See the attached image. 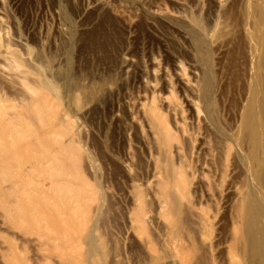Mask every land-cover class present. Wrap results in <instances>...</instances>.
I'll return each instance as SVG.
<instances>
[{"label": "rangeland", "instance_id": "obj_1", "mask_svg": "<svg viewBox=\"0 0 264 264\" xmlns=\"http://www.w3.org/2000/svg\"><path fill=\"white\" fill-rule=\"evenodd\" d=\"M217 2L0 0V110L9 112L6 119H21L15 116L17 111L33 118L32 127L57 129L71 150L68 186L62 189L52 184L49 174L20 176L0 158V264H15L19 254L26 256L24 264H178L164 248L170 234L163 224L171 226L173 215L164 204L166 197L161 192L155 197L148 194L158 155L146 117H158L165 131L174 134V144H179L180 131L187 129L194 153L187 157L188 166L203 160L200 149L213 141V129L204 115L197 117L194 106L200 104L196 98L200 69L208 68L212 107L221 126L234 119L249 68L243 40L234 29L242 19L243 0H222V8L216 7ZM256 2L264 15V0ZM226 26L234 30L225 34L221 30ZM30 88L43 102L35 103ZM2 133L0 128V137ZM169 149L176 162L173 148ZM180 154L183 160L184 149ZM231 165L227 162L219 181L220 197H194L198 183L190 177L188 195L195 214L211 215L216 208L228 207L231 192L225 188L235 177ZM188 169V174L193 172ZM203 179L208 182L211 177L207 173ZM100 200L104 204L99 212ZM64 207L66 227L74 231L63 236V249L47 238L54 233L46 225ZM134 211L144 220L135 236L127 230L132 214L136 217ZM222 217L212 220L209 252L201 264H226L228 215ZM89 231L96 247L82 242L83 233ZM97 247L99 252L89 250ZM161 249L164 257L156 259L154 251Z\"/></svg>", "mask_w": 264, "mask_h": 264}, {"label": "bare ground", "instance_id": "obj_2", "mask_svg": "<svg viewBox=\"0 0 264 264\" xmlns=\"http://www.w3.org/2000/svg\"><path fill=\"white\" fill-rule=\"evenodd\" d=\"M221 1L218 0L217 8H222L223 4ZM241 4H243L242 19L239 23L237 22L238 24L234 29L239 31L240 39L243 40V46L245 48L244 56H246L244 59L248 61L246 63L249 64V68H247L248 71L245 70V72L247 71L246 85L243 83L245 87H243V92H241L240 99H238L239 103L236 107L235 117L229 125L221 126L219 116H217L216 110L212 107L211 90H213V81L210 71L208 68L200 69L197 66L201 70V77L198 76L201 81L200 95L196 96L197 104H200L199 106H194V109L196 110L197 117L204 115L213 129V131L210 130L213 132V141L211 143H209L210 141L204 142L206 145L200 149L201 155L199 157H202L203 160L198 158L195 165L193 164V167L188 166L187 160L189 159L187 157L194 153H192L193 151L189 147L190 144H188L190 133L187 129L180 131L181 134L177 135L180 145L174 144V134L172 135L170 132L165 131L164 125L158 117H146L155 138L154 144L157 148L156 152L158 155L155 158L158 160H156L154 171L152 172L154 184L148 187V194L155 197L157 192H161L166 197L164 204L167 202L169 210L173 215L169 213V220L172 223L171 226L163 224V227L170 234L164 248L165 250L168 249L169 253L176 258L178 264H201L207 258V253L209 252L207 240L209 239L212 220L218 218V221H220L222 215H225V217L228 215L226 224L228 233L225 239V243L227 244L226 264H264V15L261 13L256 0H243ZM230 27L226 26L221 31L227 34L234 30L233 27ZM178 69L182 70L181 66L178 65ZM30 90L36 94L35 103L43 102L40 93L36 89L30 88ZM167 107L169 108V106ZM172 109L173 107L170 110ZM0 114L3 117V121L0 124V128L3 130V135L0 137V146L5 149L4 151H0V153H3L0 154V158L5 159L7 168L15 171L20 176H23V174L28 175L27 177L37 174H49V180L53 185L61 189L67 187L68 174L70 172L67 155L71 150L69 149L68 142L60 137L62 134L57 129L50 127H32L33 118H26L23 113L17 111L15 116L21 118L18 120H15L13 117L10 118V116L6 119L7 114L9 115L7 110H3L2 112L0 110ZM170 147L173 148V152L178 158L176 162H173L169 157ZM180 149H184L186 154L183 160L180 156ZM153 155L151 153L152 159ZM229 161L232 164V173L235 174V177L230 179L225 188L227 189L228 187V190L231 192L227 204L228 207L222 210L216 208L211 215L195 214L190 202L192 196L189 199L188 195L190 177L195 176L197 178L198 186L197 190L193 191L194 197L203 198L207 194L210 195L208 199H211V196L213 197L216 194H219L220 197L223 191L219 190V181L223 176L225 165ZM189 167L193 170L190 174H188ZM127 168L125 167L124 170L126 169L125 171H128ZM57 169L59 170L57 173H52V170ZM207 170L208 172H206ZM207 173L211 177L208 182L203 179V176ZM29 184L31 185V183ZM162 187L163 189L161 190L160 188ZM58 199L61 200L62 197ZM129 199H132L134 202L136 201L133 193H129ZM151 200L148 201L151 202ZM102 202L104 204V201L98 204L97 209L99 212L103 210ZM107 203L109 202L107 201ZM107 205L110 206L111 204ZM131 205L134 204L131 203ZM155 209H157V206ZM134 212L136 214V211ZM125 214L127 213L124 212ZM176 214L177 217H175ZM179 214L183 216L181 219ZM134 216L132 214L129 221L127 220V230L130 235L133 234L135 236V231L143 227L144 220L141 217H137V214L135 218ZM66 217L65 207L58 209L49 217L50 226L48 224L46 225V228L49 227L51 229L50 231L54 233V235L46 234L47 238L57 241V246L63 249L66 248L63 236L70 229L66 227ZM84 220L87 221V216L84 217ZM92 222L94 221L92 220ZM103 222H101V225ZM134 222L136 223L134 224ZM79 229H81V226ZM71 231L73 232L74 230L71 229ZM71 231L69 230L68 232ZM91 231L83 233L81 238L87 247H94L96 245L92 235L93 231ZM95 233L93 232V234ZM109 235L111 237V234ZM135 241L133 239L132 242ZM142 245L144 247L146 244L142 242ZM97 248H89V250L99 252V248ZM139 248L141 247L139 246ZM165 250H155V258L162 259ZM112 256L114 255L112 254ZM25 257H22L21 254L15 255V264H24L27 262L28 260Z\"/></svg>", "mask_w": 264, "mask_h": 264}]
</instances>
